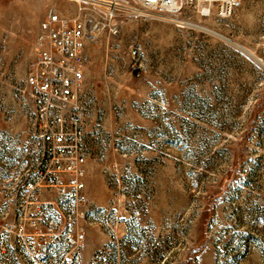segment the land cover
Wrapping results in <instances>:
<instances>
[{
    "label": "rangeland",
    "instance_id": "1",
    "mask_svg": "<svg viewBox=\"0 0 264 264\" xmlns=\"http://www.w3.org/2000/svg\"><path fill=\"white\" fill-rule=\"evenodd\" d=\"M184 4L84 44L79 264H264V0L229 18ZM51 10L84 18L76 0H0V264L68 255L19 237L45 232L20 187L40 158L26 80ZM41 201L71 211L54 192Z\"/></svg>",
    "mask_w": 264,
    "mask_h": 264
},
{
    "label": "built area",
    "instance_id": "2",
    "mask_svg": "<svg viewBox=\"0 0 264 264\" xmlns=\"http://www.w3.org/2000/svg\"><path fill=\"white\" fill-rule=\"evenodd\" d=\"M76 1L83 19L71 20L51 10L40 26L36 57L26 80L40 158L20 187V196L37 210L32 227L45 231L28 240L19 234L21 243L33 248L35 254L36 247L61 245L70 256H65L63 264H79L76 250L84 242V235L74 233L73 228V216H80L86 203L83 109L77 102L85 78L84 44L95 41L103 32L116 36L132 15L176 16L185 5L184 0ZM201 1L215 4L222 18L231 17L241 6V0ZM45 192L56 193L71 209L67 218L66 210H48V202L41 201ZM54 213L62 217H54ZM3 241L0 246H4ZM0 260L11 261L5 254ZM53 263V258H49L48 264Z\"/></svg>",
    "mask_w": 264,
    "mask_h": 264
}]
</instances>
